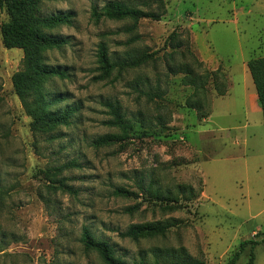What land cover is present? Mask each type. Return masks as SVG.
<instances>
[{"label":"rangeland","instance_id":"374dc122","mask_svg":"<svg viewBox=\"0 0 264 264\" xmlns=\"http://www.w3.org/2000/svg\"><path fill=\"white\" fill-rule=\"evenodd\" d=\"M108 1L40 5L42 15L72 14L70 25L48 31L68 43L45 54L46 63L68 76L47 80L43 91L62 97L54 109L77 110L67 126L48 132L31 131L11 82L22 50L5 48L0 34V264H105L83 246V227L127 263L172 264L160 253L170 249V258L226 264L242 241L254 240V264H264V130L261 113H250L242 101L244 86L254 90L246 63L264 56V0H163L160 20L140 19L129 32L131 20L92 17V8ZM119 1L143 10L158 6L156 0ZM7 20L0 9V25ZM101 44L111 61L143 52L153 57L100 78ZM181 65L197 74L216 72L218 86L230 88L219 97L209 78L206 92L192 98L205 105V119L185 104L193 88L172 73ZM106 102L117 103L124 129L107 124L113 115ZM108 133L127 138L93 144ZM66 162L77 166L55 178L74 193L52 188L49 172ZM179 185L195 193L182 206L148 199V187L176 193ZM117 187L138 197L116 196ZM170 219L179 224L164 235L121 236L132 224ZM249 252L248 244L235 264H248Z\"/></svg>","mask_w":264,"mask_h":264},{"label":"trees","instance_id":"16d2710c","mask_svg":"<svg viewBox=\"0 0 264 264\" xmlns=\"http://www.w3.org/2000/svg\"><path fill=\"white\" fill-rule=\"evenodd\" d=\"M49 0H0V9H4L8 15V20L1 23L0 34L2 43L5 48H19L22 50L21 67L13 73L11 82L13 90L19 99L26 115L31 118L30 128L32 133L48 132L59 126H67L70 118L77 110V107L65 106L64 108L54 109L62 101V97H47L43 91V84L52 78L64 79L68 76L66 71L58 66H52L45 62L46 52L52 49H60L68 43V39L64 36L51 34L50 30L56 29L64 25H70L72 14L58 12L49 15L39 13L40 5ZM158 2L157 10H143L138 7L127 6L119 0H109L100 8L93 7L91 14L95 20L100 18L110 20H131L132 24L125 28L127 32L136 28L140 19L160 20L165 13L163 0ZM174 34L171 33V42L174 40ZM179 47L180 45H176ZM153 57V53L143 52L136 57L110 60L104 45H100L98 52V61L103 70V74L99 76L104 78L113 70H123L134 68ZM248 72L252 79L257 103L261 109L262 126L264 130V56L254 57L246 63ZM172 73L182 74V84L193 88L192 94L185 100L188 108L196 110L199 119H205L209 112L204 111V104L198 100H192L199 91L206 92V84L211 78L213 89L217 96H224L227 93V86L219 87L216 83L218 74L216 72H205L204 75L197 74L191 68L181 65L176 69H172ZM105 106L110 109L113 119L107 121L109 125H117L124 129L126 122L123 120L119 112V106L116 102H106ZM127 138L125 134L108 133L96 138L93 141L95 146H106L118 142H122ZM77 166L75 162H66L62 165L52 168L49 174L53 176L52 186L54 190L62 192L74 193L72 186L66 184L64 178H55L64 170L72 169ZM147 196L150 202L164 204L166 208L175 209L176 207L186 204L194 197V189L190 185H179L176 193L159 188L148 187ZM116 196L121 197H138L135 191L128 190L124 187H117L114 190ZM185 206V205H184ZM133 207L126 208L127 212H131ZM179 224L175 219L165 221H150L130 225L121 236L131 239H137L147 236L164 235L171 227ZM80 240L86 249L95 251L105 264H143L127 263L114 255L112 247L106 240L97 239L93 236L88 227H83ZM250 245L248 264H254L253 248L258 241L244 240L240 243L238 249L232 254L226 264H235L238 260L240 251L246 245ZM159 252V251H158ZM166 256L163 261L172 264H207L201 260L183 257L178 254L176 257L169 256L172 253L170 249L164 250ZM155 262L160 263L161 259L155 254ZM167 258V260H166Z\"/></svg>","mask_w":264,"mask_h":264},{"label":"crops","instance_id":"0c3cea01","mask_svg":"<svg viewBox=\"0 0 264 264\" xmlns=\"http://www.w3.org/2000/svg\"><path fill=\"white\" fill-rule=\"evenodd\" d=\"M255 90V88H254ZM252 90L250 87H243V95H242V101L247 106V109L250 113H261V109L257 103V96L256 91ZM230 94V88L227 86V93L224 96H219L222 98L227 97ZM262 117V114H261ZM228 128V127H227ZM226 127H219L218 130H230V128L227 129ZM241 129H245V126L240 127ZM245 136V134H244ZM245 141V140H244Z\"/></svg>","mask_w":264,"mask_h":264}]
</instances>
